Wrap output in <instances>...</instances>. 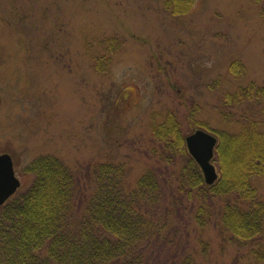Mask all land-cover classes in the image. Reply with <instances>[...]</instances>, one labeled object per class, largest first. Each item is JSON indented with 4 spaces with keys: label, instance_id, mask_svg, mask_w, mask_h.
<instances>
[{
    "label": "rangeland",
    "instance_id": "374dc122",
    "mask_svg": "<svg viewBox=\"0 0 264 264\" xmlns=\"http://www.w3.org/2000/svg\"><path fill=\"white\" fill-rule=\"evenodd\" d=\"M259 8L195 0L177 17L162 0H0V153L11 154L18 189L32 180L25 166L42 154L82 181L98 163H120L133 184L154 160L152 124L167 112L183 133L264 119L254 99L224 102L251 82L264 86ZM93 54L105 72L95 70ZM235 60L241 74L230 70ZM252 181L264 201V177ZM202 238L214 260L231 264L235 246L222 248L210 225Z\"/></svg>",
    "mask_w": 264,
    "mask_h": 264
},
{
    "label": "trees",
    "instance_id": "16d2710c",
    "mask_svg": "<svg viewBox=\"0 0 264 264\" xmlns=\"http://www.w3.org/2000/svg\"><path fill=\"white\" fill-rule=\"evenodd\" d=\"M194 1L162 5L178 17ZM249 1L264 17V0ZM92 57L95 70L105 72L106 61ZM230 70L241 74L244 67L235 60ZM245 98L261 105L264 118V86L251 82L224 94L226 104ZM194 126L217 138L212 181L187 151L193 130L183 133L173 112L152 124L154 160L133 184L120 163H98L82 181L52 154L32 159L28 186L0 205V264H221L202 238L209 225L222 248L236 247L231 264H264V201L252 181L264 177V119L233 131Z\"/></svg>",
    "mask_w": 264,
    "mask_h": 264
},
{
    "label": "water",
    "instance_id": "95a60500",
    "mask_svg": "<svg viewBox=\"0 0 264 264\" xmlns=\"http://www.w3.org/2000/svg\"><path fill=\"white\" fill-rule=\"evenodd\" d=\"M217 143L215 135L196 128L185 136L188 153L201 167L207 181L216 177L211 160ZM20 186V179L14 171L13 159L7 152L0 153V205L3 204Z\"/></svg>",
    "mask_w": 264,
    "mask_h": 264
}]
</instances>
